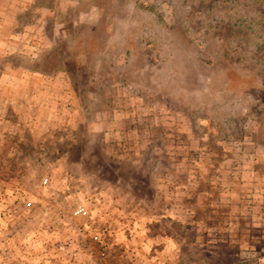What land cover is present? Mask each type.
Here are the masks:
<instances>
[{"label":"rangeland","instance_id":"rangeland-1","mask_svg":"<svg viewBox=\"0 0 264 264\" xmlns=\"http://www.w3.org/2000/svg\"><path fill=\"white\" fill-rule=\"evenodd\" d=\"M0 264H264V0H0Z\"/></svg>","mask_w":264,"mask_h":264},{"label":"built area","instance_id":"built-area-1","mask_svg":"<svg viewBox=\"0 0 264 264\" xmlns=\"http://www.w3.org/2000/svg\"><path fill=\"white\" fill-rule=\"evenodd\" d=\"M29 204H30V203H29ZM75 213L84 216V215H87L88 211L86 210V208H85L84 206H79V207L76 209ZM94 238H95V239H98V236L96 235V236H94Z\"/></svg>","mask_w":264,"mask_h":264},{"label":"trees","instance_id":"trees-1","mask_svg":"<svg viewBox=\"0 0 264 264\" xmlns=\"http://www.w3.org/2000/svg\"><path fill=\"white\" fill-rule=\"evenodd\" d=\"M244 129V128H243ZM245 129H246V127H245Z\"/></svg>","mask_w":264,"mask_h":264}]
</instances>
